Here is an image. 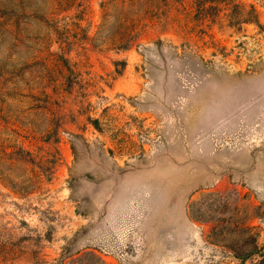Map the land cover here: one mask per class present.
Instances as JSON below:
<instances>
[{
    "label": "rangeland",
    "instance_id": "obj_1",
    "mask_svg": "<svg viewBox=\"0 0 264 264\" xmlns=\"http://www.w3.org/2000/svg\"><path fill=\"white\" fill-rule=\"evenodd\" d=\"M0 264H264V0H0Z\"/></svg>",
    "mask_w": 264,
    "mask_h": 264
},
{
    "label": "trees",
    "instance_id": "obj_2",
    "mask_svg": "<svg viewBox=\"0 0 264 264\" xmlns=\"http://www.w3.org/2000/svg\"><path fill=\"white\" fill-rule=\"evenodd\" d=\"M95 124H97V121H95Z\"/></svg>",
    "mask_w": 264,
    "mask_h": 264
}]
</instances>
